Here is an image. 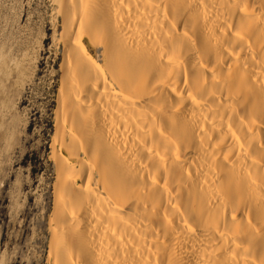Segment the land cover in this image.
<instances>
[{"label": "bare ground", "instance_id": "obj_1", "mask_svg": "<svg viewBox=\"0 0 264 264\" xmlns=\"http://www.w3.org/2000/svg\"><path fill=\"white\" fill-rule=\"evenodd\" d=\"M53 1L46 263L264 264V0ZM3 48L0 264H37L35 246L9 252L36 156Z\"/></svg>", "mask_w": 264, "mask_h": 264}, {"label": "rangeland", "instance_id": "obj_2", "mask_svg": "<svg viewBox=\"0 0 264 264\" xmlns=\"http://www.w3.org/2000/svg\"><path fill=\"white\" fill-rule=\"evenodd\" d=\"M56 9L53 0H0V49L4 47L10 69L8 72L12 73L9 75L8 86L14 92L19 91L20 97L14 98L18 106L23 102L19 110L22 116V134L25 135L23 148L25 147L26 154L34 153L36 156L35 159L27 158L20 166L21 171L17 173L26 180L25 182L32 183L30 190H26L25 194L33 196L31 199L22 200L28 213L25 219L27 233L19 243L10 246L9 252L12 254L15 248L20 247L25 253L24 257L31 259L34 258L35 246L38 252V256H35L37 264H47L51 236L48 224L53 207L52 185L55 167L49 160V147L54 135L63 54L62 47L57 48L52 42L53 36L59 37L61 32L58 27L57 34L54 35L56 22L52 13H55ZM20 68L24 74L17 79ZM11 182H15V177ZM18 231L16 227L9 233L17 234ZM33 236L37 237L36 244L32 242Z\"/></svg>", "mask_w": 264, "mask_h": 264}]
</instances>
